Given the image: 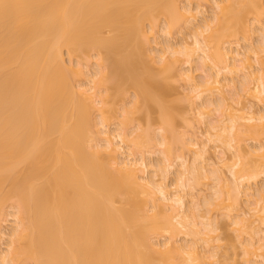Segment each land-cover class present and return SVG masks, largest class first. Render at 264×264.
Listing matches in <instances>:
<instances>
[{
	"label": "bare ground",
	"instance_id": "1",
	"mask_svg": "<svg viewBox=\"0 0 264 264\" xmlns=\"http://www.w3.org/2000/svg\"><path fill=\"white\" fill-rule=\"evenodd\" d=\"M178 2L0 0V212L12 201L9 217L14 219L8 230L10 244L0 252V263L153 264L152 256L157 254L167 264L177 253L182 262L176 264H201L202 256L206 263L219 256L217 247L221 246L213 244L215 236L210 233L219 228H214L218 222L213 217L220 211L230 217L227 225L236 226L246 264H264V187L255 194L244 188L264 176L263 0H206L212 3L214 15L194 23L192 43L180 41V50L169 43L171 39L163 47L155 43L160 48L150 59L160 74L177 70L183 80L187 78V100L203 121L207 118L202 122L204 132H193L188 139L179 134L183 148L193 155L192 162L182 154L174 155L172 140L177 127L162 97L153 96L164 97L168 87L147 72L148 67V74L141 75L136 69L142 64L138 39H155V34L148 36L143 30L145 21L151 22L153 31L156 17L165 15L166 34L172 36L173 19L182 18L190 25L198 19L200 6L195 11L189 6L180 8ZM247 20L260 25L262 40L241 53L227 45L242 28L253 30ZM128 46L139 52L131 49L116 59L118 49ZM181 49L184 54L178 53ZM94 51L98 69L84 79L90 86L87 81V85L84 81L72 83L71 71L86 75L81 63L73 66L72 56L89 58ZM64 54L70 57L69 66ZM253 61L258 63L257 73ZM193 62H199L205 74L201 82L181 68L185 64L191 67ZM124 70L128 71L127 82L138 93L133 100L135 110L140 103L149 109L153 103L160 108L163 128L157 141L163 158L156 165L158 170L153 168L154 176L153 172L149 175L145 151L137 150L144 148L147 133L139 131L133 136L134 132L121 127L116 135L109 131L108 84L113 82L117 91L122 90ZM225 89H230L228 94ZM93 113L100 117L96 125L104 128L97 135L92 128ZM210 142L214 143L211 153L210 147L206 150ZM249 142L257 145L250 149ZM178 160L180 169L171 186L166 181ZM221 167L227 168L228 177ZM210 176L215 185L205 199L207 211L200 213L199 194L194 193L186 209L181 190L191 180L199 186ZM241 194L247 197L243 210ZM2 221L0 218V225ZM158 233L166 236L160 245L152 243L151 235ZM181 234L192 241L178 243ZM200 243L208 250L203 248L206 256ZM211 264H216L214 259Z\"/></svg>",
	"mask_w": 264,
	"mask_h": 264
},
{
	"label": "rangeland",
	"instance_id": "2",
	"mask_svg": "<svg viewBox=\"0 0 264 264\" xmlns=\"http://www.w3.org/2000/svg\"><path fill=\"white\" fill-rule=\"evenodd\" d=\"M191 1H189V0H179L178 3L180 4V8H184L186 6L187 7L189 6L190 8H192V7L195 8L194 9L195 11H196V8H199L197 6H200L199 12H198V16H197L198 19L195 22H192L193 24H191V25L187 24L184 21V19L181 20L182 18L180 20H178L179 18H176L175 20L173 19V21H175V25L176 26L173 27L174 30H172V36H167L168 34H166V32L168 30V27H167L168 26L167 25L168 21H167V17H164L165 15H163V16L160 15V16L156 17V19L154 20L155 22H154V27H153L154 30L153 31H152V28L150 27L151 22L149 23V21H145V24H143L144 25V29L143 30L146 31L148 36L151 35V33L153 35L155 34L154 35L155 39L151 38L149 41H143L142 39H138L137 45H138V48L140 50V55H142V56H140V59L142 60L140 62L142 64L139 63L140 66L138 65L139 67L138 66L136 67L137 71L140 72V73L139 72L138 73L141 74V75H142V73L143 74H148L147 72L151 71L153 76L155 75V78L159 77V80H158V78L156 79L158 82H160L161 84L163 83L164 86L166 85V87H168L169 91H167V93L164 95V97L163 96H159L157 93H153V96H154V98H157V99L159 97L160 98L162 97L163 103L166 104L165 106L166 107L168 106L170 108V110H168V111H170L169 115H170L172 120L174 119V122H173L175 124L174 126L177 127V128H175V134H174V138H173L174 140H172L173 141V145H174V147H173L174 155H181L182 154L186 158H188L187 159L188 161L190 160L189 162H192V159H193L192 156L193 155H191L192 153L189 152L186 148L185 149L183 148V144H182L183 141H182V139L180 137L182 136V137H184V139H188V136L189 135L192 136L191 134H193V132L194 133L195 132L201 133L202 131L204 132V129H205L204 123L206 122L205 120H207V118L203 121L202 117L199 115L198 111H193V107H191V102H188V100H187L188 99V95H186V94H189V92L187 90L189 88L187 87L188 85L186 84L187 78H186V80H183L178 75V73H176L177 70L176 71L173 70V72L171 71L172 73L171 72H169V73L167 72L168 74L165 73V75H163L162 74L163 72H161V74H162L161 75L160 74V68L157 66L156 63H155L156 65H155L154 62L151 61L150 58H152V57H150V56H153V55L155 56L154 53H156L158 51V48H160L161 45H164V44L166 45V43L169 42L168 40H170V39L171 40H170L169 43L175 44L174 45L175 48H178L179 50H180V48H182L180 41L182 42V44H184V41H186V43H188V44L192 43L193 42L192 30L194 29V23H195V25H196V23L200 24L204 20V18L205 19H211L213 17L212 15H214V13H213L214 9L212 8V5H211L212 3L210 4V2H213V1L208 2V4H207L206 0H204L203 2L201 0L200 1L199 0H191ZM199 4H201V5H199ZM262 4L264 5V0H263ZM194 13H196V12H194ZM252 15H251V17H254ZM251 17L248 16L249 19ZM250 20H247V21L249 22ZM252 20H254V18H252ZM261 20H262L261 23L263 22L262 24H263V28H264V16L261 18ZM176 21L177 22L179 21L178 24L176 23ZM250 22H252V21H250ZM253 22L250 23L249 25L253 24ZM245 23H247V22H245ZM173 24H174V22H173ZM247 25H248V23H247ZM245 26H246V24H245ZM253 26L254 27H251V29L253 28V30L251 31L249 29L250 30V31L248 30L249 32H247V31L245 32V30H246L245 27H244V29L242 28L240 30L241 34H240V31H239L240 35H238V37H236L237 39L235 37H233L230 40L231 42L233 41L232 43L230 42L232 45L229 44L227 46H230L231 49L238 50L241 53H246L248 51V49H249L251 44L254 45V46L257 45V44H260L259 42L262 40L261 39L262 38L261 33H259L260 25L257 22H255V25L253 24ZM249 28H250V26H249ZM111 34H113V33H111ZM156 42L158 44L160 43V46L158 48L156 47V44H155ZM179 43H180V45H179ZM131 44H133L134 47L137 46L133 42ZM161 47H163V46H161ZM131 49H133V47H131V46L130 47L128 46V48L127 47L126 48L120 47V49H118V51L115 53L116 56H115V54L114 55L111 54V56L113 55L116 58L119 55V57L116 58V59H118V58H120V56L122 57L124 54L126 55V53L129 50H131ZM155 49H156V52H155ZM135 50H136V52L137 51L139 52L138 49H135ZM179 52H183V54H184V51H182V49H181V51H178V53ZM65 53H67V52H65ZM95 53H96L95 51H94V53L92 52V54H91V56L89 58L85 57V56H82V55H77V56L74 55V56H72L71 59H72L73 66L76 67V66H78L81 63L79 65V67H82L83 68V73L86 74V75L83 74L84 76H82V75L80 76V75L75 74L73 71H71L70 76H71V79H72V83L76 84V83L81 82V81H82L81 83H83L85 78L88 79L87 77L88 76L90 77L92 75V73L94 74V71L96 69H98L97 68L98 67L97 63H98L99 59H98L97 54H95ZM130 53H131V51H130ZM181 55H182V53H181ZM181 55L178 56L180 59L183 58ZM80 56H82V57H80ZM103 56L107 57L105 53L103 54ZM133 56H134V54H133ZM64 58H65L66 64L69 66L70 65L69 63H71V60L69 59L70 58L69 55L64 54ZM253 60L255 61L256 59H253ZM105 63L107 64L109 62H107L105 60ZM196 63H198V64H196ZM254 64H255V70H256V73H257L259 71H257L256 67L259 69V66H256L258 64V63L256 64V62H254L253 65ZM199 65H200L199 62H195V63L193 62V65H191V67L189 65H187V64H185V67H181L182 65H180V67L182 69L184 68V70L187 72V74L188 73H190V74L193 73L192 75H194V77L197 78V79L195 78L196 81L198 80V82H201V81H203V79H204L203 76L205 74H204V72H202V69H200ZM145 67H148L150 70L146 68L147 72H145L146 71ZM180 67L178 66V69ZM181 68L178 71H182ZM225 74H226L227 77L228 76L230 77L229 73L228 74L225 73ZM258 75H259V73H258ZM122 77H123V79H122L123 80V84L122 85L120 83V81L122 82V80H119V83L121 85L120 86L121 88H119V89H122V90L117 91V87L115 86V84L114 85L112 84L113 82L108 84V88H109V90H108V94H109L108 101L109 102H108V105H107V109H108V114L107 115L110 118L109 119V121H110V130L109 131L114 133V135H116L117 130L120 131V130L124 129V130H127L129 133L130 132L131 133L134 132L135 135H133V136H136V134H138L139 131L142 132V133H147V134L149 132L150 134H148V135L145 134L147 138L145 136L143 137L144 144H143V142L141 143V145L143 144L144 148L141 146L143 149L140 147L141 149L137 148V150H140V151L143 150V152L145 151V153H144L145 156L144 157H146L145 159H146L148 165L150 166L148 168V170H149L148 172L150 173L149 175L151 176V174L153 172V176H154V173H155L154 171L158 170L157 169L158 166H156V165L157 164L159 165V161H161L160 159L163 158V153H162L163 148L158 144V142L160 141L159 139H161V137H160L161 135L160 134H161L162 128H163V124H162V122L160 120L161 119L160 108H159L158 104L156 105L155 103L152 104L151 109L146 108L143 104L140 103V105H139L140 108L135 110L134 105H133V100L136 99V97L138 96L137 95L138 93H137L136 89L132 86V84H130L129 81L127 82V80H129L128 79L129 78L128 71L126 73V70H124V72L122 73ZM126 77H128V78H126ZM144 77H146V75H144ZM222 77H223L222 79H224V75ZM85 82L89 85L88 80H85L84 83ZM224 82H226V81L224 80ZM86 83L84 85H87ZM236 83H237L236 84L237 87L240 88V86H238L240 84V80L237 79ZM89 86H88V88H89ZM252 86H253V82H252ZM238 88H237V91L238 90L240 91L241 89H238ZM227 90L230 91V89H227ZM227 90L225 89V92L228 94ZM230 95L231 94H229V96ZM186 96H187V98H186ZM197 103L201 104V102L198 101V100H197ZM231 103H232V101H231ZM232 104H234V102ZM128 109H129V111L133 109V110H135V112L131 113V114L129 112V114H130V116H129V114L127 112ZM257 109H259V108H257ZM95 113L97 114V112H95ZM125 113L128 114V115H125ZM215 113H213V114L215 115ZM96 114H94V116L92 117L93 118L92 126L95 124L92 127L93 131H94L93 132L94 135L99 134L98 131H100V132H101V130L104 131V128H102L101 125L100 126L96 125V122H98V125L100 123V119H99L100 117H96L97 116ZM172 114H173V116H172ZM216 115H219V113L217 112ZM216 115H215V117H216ZM125 120H126V123H125ZM185 120H187L188 123L185 124V122H187ZM123 121H124V124H123ZM202 122H204V123H202ZM188 124L190 125V127H188ZM176 129H177L178 132L176 131ZM143 130L146 131V132H144ZM115 131H116V133H115ZM136 131H138V132H136ZM101 133H100V135H101ZM157 140H159V141H157ZM117 141H119V139ZM153 141H155V143ZM147 143H149V144H147ZM251 143L249 142L248 144L250 145ZM146 145H148V146H146ZM249 145H248V147H249ZM254 145H257V144L256 143L255 144L252 143L250 145V149L251 148H255ZM209 147L212 150L209 149ZM213 147H214V143L210 142V144L208 143V147H206V150L209 149L208 150V151H210L209 153L214 152L213 151L214 150ZM135 150H136V148H134L132 151L135 152ZM126 152L129 154L131 152V150H130V152L129 151H126ZM134 152H131V153H134ZM137 153L140 154V152L136 151V154ZM229 153L231 154V152H229ZM229 153H227V154L229 155ZM128 154H124V155H126V157H127ZM209 155L210 154H207V156H209ZM228 155H226V156H228ZM136 156L140 157L139 155H136ZM123 157H125V156H122L121 158L123 159ZM179 164H180V161L179 160L176 161L175 166H174L176 169L174 168V169L170 170L171 174L169 175V177H168V179L166 181V183L168 185L172 186L173 182L176 183V180H175V178H176L175 176L176 175L175 174L177 172L176 170L180 169V168H178V167H180ZM152 165H153V167H152ZM155 167H156V169L154 170L153 168H155ZM220 169H221V172H223L222 174L225 173L224 174L225 176L228 177L230 175L228 170H226L227 169L226 167H223V168L221 167ZM209 178L210 179L204 178L199 183L200 185L198 184L199 186H197L195 180L194 181L191 180L190 181V185L187 188H184V190L183 189L181 190L182 191L181 196L184 197V202H185L184 204H186L185 205L186 209H188V207L190 205V202H191L190 199H192V198H190L191 194L194 193V194H199V200H200V205H201V206H199V208H200L199 210H201L200 213H204V212L207 211V206L205 205V199L210 197V193L213 191L212 184L215 183L214 177H213V179L211 178V176ZM250 184H246L244 188H245V190L246 189L247 190L251 189L252 193L255 194V191L257 192V190L259 191V189H263L262 187H264V176L263 177L261 176V178H259L257 180V182L253 181ZM248 191L251 192L250 190H248ZM246 199H247V197L244 194H241L240 197H239V200H240L239 203L242 204L241 207L243 206L242 210L245 209L244 206L246 204ZM10 202L12 203V201L7 202L8 204L6 203V205L4 206L3 211L0 212L1 220H3V221L7 220L6 223L2 221L1 225H0V227H1L0 228V237H2V238H0V249H1L0 252L1 253L3 251H5V250H8L7 246L10 244V243L9 244L7 243L9 241V239H10V236H8V234L10 232L8 230H11L9 228L11 227L10 225H13L12 222L14 220L11 216L9 217L10 213L13 212V209L10 207V206H12ZM262 205H264V203ZM116 206H120V203H117ZM259 207L261 208L262 206L259 204ZM211 208L213 209V207H211ZM214 212H215V210L213 211V213ZM220 213H225V212L216 211L214 213V217H213L215 219V221H216L215 223L218 222L217 226L214 225V226H216L214 228H217V227H219V228H217L216 231H213L214 233L213 232L210 233V235L215 236V238H214L215 241H213L214 243L213 242L212 243L215 244L216 247H217V245L221 246V247H217V251H218L219 256L216 255V258H213L215 263L217 264L216 261H219L218 264H246V260L245 259H247V257L244 254V251H242L243 249H242V247H241V245L239 243L238 235H237L238 233H236L237 231H235L236 230L235 229L236 226H233L234 227L233 228L232 226L227 225V224H230L229 220H231V219L228 220V218H230V217H228V216L226 217V215H223V214H220ZM212 215L213 214L211 213V216ZM210 228L213 229V227H210ZM262 228L264 229V227H262ZM151 236H153L152 243L154 241V243H156V245H157V243L159 245L161 243L163 244V242L166 241V236H164V235L161 236V234L159 236V233H158V235H153L152 234ZM180 237H181V239L178 238V241H180L178 243H180V244H181V242H182V244H184L185 242L187 243V240H189L190 242L192 241L191 240L192 238L190 236L186 237V236L181 234ZM151 239H152V237H151ZM189 241H188V243H189ZM201 246H204V245L201 244L200 247ZM204 247H206V246H204ZM197 248H199V246ZM203 248L201 247L202 250L199 248L202 251V255H204L203 254L204 251H206V252L208 251L206 248H204V251H203ZM200 250H199V253H200ZM206 252H204L205 256L208 253V252L207 253ZM177 254L176 255L171 254V255H173V257L171 258V260L169 258V262L170 263H167V264H176L179 261H181L182 257L180 258L179 257L180 255L178 254L179 255L178 256ZM199 255L201 256V253ZM152 257H153L152 260H154V263L152 262L153 264H163L162 261H161L162 259L159 258V256L157 254L153 255ZM217 257H218V259H217ZM204 259H206V258H204L203 256L200 258V260L204 262L203 263V262L200 261L201 264H211V261L213 260L211 258V261L209 259V261H207L205 263ZM26 262L27 261H23L22 264H32L31 261H28L27 263ZM208 262H210V263H208ZM0 264H2V263H0Z\"/></svg>",
	"mask_w": 264,
	"mask_h": 264
}]
</instances>
